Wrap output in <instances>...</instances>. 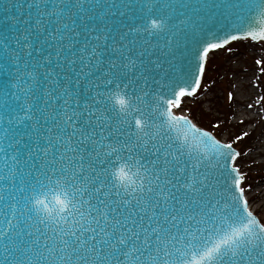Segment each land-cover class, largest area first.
Instances as JSON below:
<instances>
[{"label":"snow or ice","instance_id":"6c2138e0","mask_svg":"<svg viewBox=\"0 0 264 264\" xmlns=\"http://www.w3.org/2000/svg\"><path fill=\"white\" fill-rule=\"evenodd\" d=\"M237 41L264 75V0H0V264H264V92L184 107Z\"/></svg>","mask_w":264,"mask_h":264},{"label":"rangeland","instance_id":"374dc122","mask_svg":"<svg viewBox=\"0 0 264 264\" xmlns=\"http://www.w3.org/2000/svg\"><path fill=\"white\" fill-rule=\"evenodd\" d=\"M230 47L232 48L231 52L221 50L218 53L210 54L205 81L210 83L211 87L207 93L202 92L198 95V98L195 100H187V103L184 105L185 114H188L201 126L207 127L210 123L216 122L218 119L223 125L224 118L227 117L229 127L235 130L234 122L231 118L237 106H229L224 103L223 95L229 90L235 92L238 85H242L243 88L248 87L247 81L253 73V58L256 56V53L248 47L246 41L234 42ZM256 77L264 80V75L260 74L258 68L255 76H252V79L254 83L260 85L257 91L264 92V83H260V80H257ZM240 102L246 103L251 101L242 96ZM245 124H249V121L246 120ZM261 124H264V120H260L257 123V129H259ZM214 134H216L215 131ZM249 140L251 142L248 144V147L243 148L242 144H240L238 150L245 152L249 148L252 149L248 156H242L241 158L242 161H246L251 165V170L244 168L243 165L242 170H245L250 177L248 183L252 184L253 189H261L264 193V159H261L264 156V152L259 150L261 147H264V137H260L258 133H254ZM253 161L255 162L253 163ZM260 205L264 207V195Z\"/></svg>","mask_w":264,"mask_h":264},{"label":"bare ground","instance_id":"6f19581e","mask_svg":"<svg viewBox=\"0 0 264 264\" xmlns=\"http://www.w3.org/2000/svg\"><path fill=\"white\" fill-rule=\"evenodd\" d=\"M244 103L245 102H240L241 105H243ZM253 190H254L253 193L250 194V198L256 200V204L254 205V207H255L256 211H259V209L261 207L260 203L262 201V197H263L264 193H263V190L258 189V188L253 189Z\"/></svg>","mask_w":264,"mask_h":264},{"label":"trees","instance_id":"16d2710c","mask_svg":"<svg viewBox=\"0 0 264 264\" xmlns=\"http://www.w3.org/2000/svg\"><path fill=\"white\" fill-rule=\"evenodd\" d=\"M251 142V140H249V139H246L244 142H242L241 144H242V146H243V148H246V146L248 147L249 145V143ZM263 171H264V169H263Z\"/></svg>","mask_w":264,"mask_h":264}]
</instances>
